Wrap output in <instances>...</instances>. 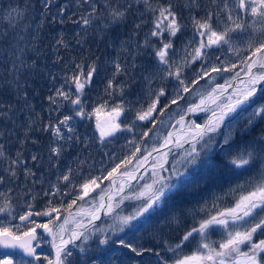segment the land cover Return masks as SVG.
<instances>
[{"label": "snow or ice", "instance_id": "obj_1", "mask_svg": "<svg viewBox=\"0 0 264 264\" xmlns=\"http://www.w3.org/2000/svg\"><path fill=\"white\" fill-rule=\"evenodd\" d=\"M39 4L38 12L30 2L23 9L10 5L0 17L7 21L0 25V186H5L0 190V215L17 219L12 192L19 190L27 198L26 211L18 215L19 224H0V247L18 249L29 258H22L19 264H81V260L83 264L97 260L100 264H144L147 254L155 256L157 264H168L157 248L176 252L199 237L197 251L174 264H264V239L257 238L264 235V127L257 122H264V0H75L63 5L57 0H39ZM37 16L41 18L39 26L35 24ZM69 16L76 30L72 40L61 31L52 44V63L59 68L48 70L50 107L48 117H43L31 103L29 90L38 69L36 57L41 54L39 28L45 19L63 24ZM94 44L110 47L116 55L104 60L92 56ZM86 45L88 57H75ZM225 73L230 77L223 84L207 95L198 92L199 103L188 104L187 94L201 81L212 83ZM98 79L106 97L120 100L108 109L110 119L104 128L97 122L99 143L107 146L119 138L118 133H129L132 138L125 139L132 148L119 162L106 153L112 166L94 175L95 166L88 161L95 138L82 135L76 120H90L102 107L108 108L105 100L100 107L86 111L84 98ZM154 81L160 83L153 87ZM138 83L146 85L147 106L137 107L139 101L124 99ZM181 101L188 106L183 108ZM173 106L183 109V114L176 111L179 119L168 125L173 131L149 149L143 141L158 123H164L159 117L168 114L171 119L169 109ZM200 112L210 113L204 124L188 119ZM242 112L248 115L237 128L236 117ZM138 129L143 130L137 133ZM34 132L45 134L47 141L41 142ZM13 138L19 145L14 153L6 147ZM29 142L37 146L32 151L26 147ZM173 148L181 149V157L166 167ZM150 157L152 183L135 197L143 202L131 215L113 216L119 204L133 198L121 196L113 203L111 186L116 178H126L117 189L123 193L125 183L138 177L135 170L125 169L133 161L136 169L144 168ZM81 172L87 174L79 176ZM165 172L169 175H163ZM200 173L208 178L213 173L247 178L244 185H238L240 194L232 206L221 209L214 205V213L205 212L198 226L186 230L174 248L165 238V230L178 224L186 211L196 215L197 209L180 208L178 214L165 217L147 242L134 244L120 235H127L126 229L139 230L133 221L173 205L184 189L198 183L195 177ZM51 176H55L54 182ZM105 180L108 188L101 187ZM96 189H100V202L79 213L87 222L74 220L71 229L67 216L60 222L64 198L70 201L68 210ZM38 197L47 198L45 207L36 206ZM57 198L60 206L54 202ZM101 212L113 218L107 228L97 224ZM34 217L49 219L38 223ZM38 229L51 237L54 258L37 254ZM216 229L223 230L224 238L214 246L208 237ZM93 237L97 250L107 246L101 252L103 259L89 254ZM73 249L80 253L74 259Z\"/></svg>", "mask_w": 264, "mask_h": 264}, {"label": "trees", "instance_id": "obj_2", "mask_svg": "<svg viewBox=\"0 0 264 264\" xmlns=\"http://www.w3.org/2000/svg\"><path fill=\"white\" fill-rule=\"evenodd\" d=\"M31 3L35 5V8L38 12L40 4L39 0H0V17L3 16V14L9 9V6H19L23 9L24 5L26 3ZM57 2L63 4H74L75 0H57ZM175 2V0H173ZM53 12H55V9H52ZM72 17L69 16L67 20L63 24L57 21L55 23H50L48 20L43 21V26L39 28V40L38 44L41 49V54L36 57L37 63H38V69L35 77L33 78L32 82L29 85L30 90V99L31 103L34 105L36 111L40 113L43 117H48L49 115V105L47 102V96L49 95L52 87V83L48 79V70L51 69L55 71L57 68H59V65H53L52 61L55 58V54L52 52V44L54 42L55 37L58 33L61 31L64 32L65 38L72 40L73 36L72 33L74 30H76V26L72 23ZM7 21H3L0 19V25L6 24ZM36 25L41 24V18L37 16L35 20ZM74 42V41H73ZM75 57L79 58L81 55L84 57H88L89 55V49L88 46H85L84 52L80 53L79 51L75 52ZM91 55L92 56H100L101 60H104L106 58L112 57L116 55V52L112 48L105 49L103 44L92 45L91 46ZM227 55H231L230 53ZM65 59H68V55H65ZM234 58V57H233ZM238 62V61H237ZM230 77V74L225 73L224 78L217 77L215 81L212 83H206L205 81H201L199 85L189 94H187V100L188 104L193 103H199L200 97L197 95V93H203L204 95H207L209 91L213 87H215L217 84H223L225 82V79H228ZM137 79L139 80V76H137ZM159 81L153 82V87H155L157 84H159ZM58 86V85H57ZM34 89V92L32 91ZM146 93V85L143 83H138L134 86L132 90V94L125 97L126 100H133V101H139L137 104V107L140 106V104L146 105V101L148 99ZM108 101V108H101L98 113L92 116L90 120H84L80 121L79 119L76 120V124L78 126V131L83 135L87 134L89 137L95 138V144L94 147H90L89 151L91 153V159L88 161V165H94V175H99L100 170L103 168H110L112 166L113 161L109 160L108 155H105L106 153H111L112 156L118 158L115 162H119V159H122L125 155H128L130 152V149L132 148V145L127 144V140L125 137L131 139L132 136L129 133H123V134H117L119 137L118 139L112 140V142H107V146H104L99 143V137H100V130L97 129V122L100 123L101 117H104L106 119H110L109 111L108 109L111 107L113 103H119V98H112V97H106L104 95L103 91V83L98 79L97 83L94 88L87 90V95L84 98V103L86 105V111L91 112L92 109L96 107H100L104 103V101ZM181 105L183 108H186L188 105H184V102L181 101ZM176 111H181L183 114V109H177V106H173L172 109H169V113H171V119L169 118L168 114H165L162 117H159V120L163 121V124L158 123L156 126V129L153 133H150L149 137L146 138L143 143L145 146H147L149 149L151 148L153 143L158 144L161 142V137L166 135L170 130L171 127H169V124H174L175 120L179 119V115H176ZM251 111V108L248 109V112ZM248 112H242L239 116L236 117V121H239V123H236V127L239 128L243 125L244 119L247 117ZM57 115L56 112L52 113V116L55 117ZM132 118V114H128V119L130 120ZM207 116L204 115H198L193 120H196L198 123L202 124L206 120ZM122 120H124V117H121ZM128 121L126 120L125 123ZM260 125V127H264V122L257 121ZM140 123V122H138ZM235 123V122H234ZM150 126V125H149ZM101 128H104L101 125ZM143 129H138L137 133ZM33 136L39 137L41 142L47 141V136L45 134H41L39 132L32 133ZM112 139V138H110ZM136 139L139 140V134H137ZM6 147L9 148L11 152H15L16 149L19 147L18 143L13 140L6 145ZM26 147L29 149V151L34 150L37 146L31 144L30 142L26 145ZM29 153L26 152L25 155H28ZM87 154V153H85ZM181 157V152L177 153L174 158H172L170 167L175 161L179 160ZM136 163L133 161L131 166H134L133 164ZM29 164H31L30 158H29ZM88 165H85V168L88 167ZM130 166V165H129ZM128 166L125 170H130V167ZM177 167H180V165H177ZM189 171H192V169H189ZM86 172H81L79 176L86 175ZM163 175L168 176L169 173L165 172ZM204 178H201V177ZM247 177L241 176L239 178L232 177L230 174H223L220 173H213L211 178H208L206 174L200 173L198 174L195 179L198 181V183H193L188 188L184 189L183 195L181 197L176 198V202L169 206V207H160L156 210V212L152 213V215L142 217L139 221H133L134 224L137 225V228L139 230H128L126 229L127 235L121 233L120 235L124 237V239L131 241L132 243H140V242H147L151 239L152 233L156 231V229L159 227L160 222L164 220L165 217H171L174 213L178 214V210L180 208H184L186 210L188 209H197V214L194 215L190 211H186V214L184 217L181 218L180 222L173 223L171 228L165 230V238L168 239V242L172 244L173 248L175 247V242L179 240L180 236L188 229H190L193 226H198L197 221L205 214V212H213L216 210V208H226L230 207L235 203V200L240 194V191L237 190L238 185L242 186L244 185V181ZM50 179L54 182L55 176H51ZM79 179V177H78ZM105 183V181L103 182ZM40 185H37V189H39ZM5 186H0V190H4ZM242 190V189H241ZM19 195V199H16V197ZM12 196L14 198L13 207L15 209V212L13 215L17 216V219H12L11 216H8L7 214L0 215V224H6L8 221H12L13 224H19L18 223V215L22 214L24 211H26V197L23 196L22 193L19 192V190H16L12 192ZM47 198H41L38 197L34 203L38 208L45 207V200ZM86 200V198H85ZM57 206L61 205V200L57 198L54 201ZM70 201L68 198H64L63 200V207L61 209L62 215L61 219L65 217V215L71 211L73 208H77L80 205H82L85 201H78L76 205H74L71 209L65 210L67 208V203ZM143 201L140 202H134L129 207H127L125 210H123L122 213L119 215H131L135 211H137L138 207L141 205ZM214 205L216 208H214ZM257 212H260L259 209H257ZM38 223L40 222H46L48 219L46 217H34ZM113 220H105L100 224V227L107 228L108 225L112 224ZM209 238V237H208ZM224 238V235H222V238H220V241ZM258 239H264V235H257ZM115 239V237H113ZM212 239V238H211ZM209 240L211 243L213 241ZM95 237H93V241L90 243L92 244V250L89 253L90 255H95L97 257H101V252L106 249L107 246H99V250H97L95 243H94ZM199 237L191 243H186L185 246L182 249L177 250L176 252L173 251H167V249H160L157 248L158 251H162V253L165 255V257L168 259V264H174L175 259L174 256L178 255L179 252L189 251V255H192L197 249L195 246L198 244ZM79 250V249H77ZM122 251V250H121ZM80 255L79 251L73 253V259ZM187 255V256H189ZM3 258L2 253L0 252V262ZM103 259V257H101ZM83 261H81L82 263ZM37 264V263H33ZM40 264H46L45 262H40ZM93 264H100V261H93ZM144 264H157V259L155 256L151 254H147L144 257Z\"/></svg>", "mask_w": 264, "mask_h": 264}, {"label": "rangeland", "instance_id": "obj_3", "mask_svg": "<svg viewBox=\"0 0 264 264\" xmlns=\"http://www.w3.org/2000/svg\"><path fill=\"white\" fill-rule=\"evenodd\" d=\"M242 75H243V74H242ZM214 106H215V105H212V107H214ZM203 113H204V112H203ZM205 114H206V112H205ZM108 120H109V119H106V118H104V117H101V119H100V123H101V125H102L103 127H105L106 122H107ZM179 130H180V126L177 125V126H176V132L179 131ZM170 131H173V129L171 128ZM187 147H188V145L185 144V148H187ZM176 151L180 152L181 149H177ZM176 151H175V152H176ZM175 152H174V153H175ZM174 153H173V155H174ZM133 165H135V163H134ZM129 167H130V169H133L135 166H131V165H130ZM116 179H118V180H116V181H115V184L111 186V190L114 189V188H117L119 182L122 181V179H124V178H121V177L119 178V177H117ZM119 179H121V180H119ZM152 179H153V177H152V172L150 171V172L147 174V176H146L145 178H142V179L137 183L138 186L135 188V190H133V191H131V192L126 193L125 195H123V196H131V197H133V198H132V199H126V200L123 201L122 204H119V206L116 208V211L113 213V216L122 213L123 210H125L127 207H129L132 203L142 201V199H136L135 197H136V195H137L138 193L144 191V186H145L146 184H151V183H152ZM108 184H109V183H108ZM101 187H102V186H101ZM107 188H108V186H107ZM94 192H95V193H94ZM93 193H94V195H92ZM99 194H100V189H96L95 191H93V192L90 193V195H92V197H91V199L89 200L88 205L82 207V209H83L85 212H87V211L93 209V206H94L95 204H98V203L100 202V200H99ZM90 195L88 196V198L90 197ZM117 202H118V201H117ZM117 202H116V203H117ZM80 212H81V211H80ZM80 212H76V214L74 213V214H71V215L67 216V217L69 218V224L67 225L68 228L75 227L74 220H81V219H83V220L86 221V218H85L84 216L79 215ZM109 218L111 219L112 216H109ZM8 224H9L10 226L13 225V224H11V223H8ZM213 233H214V234L216 233L217 236H219V237H222V235H224L222 229H216ZM211 236H212V235H211ZM211 236H210V238H211ZM218 239H220V238H218ZM218 239H217V240H218ZM219 242H220V240L217 241V242H216L215 244H213V245L215 246V245L218 244ZM242 250H247V249L245 248V249H242ZM185 253H186V252H185ZM185 253H182L177 259L189 255V254H185ZM189 256H190V255H189Z\"/></svg>", "mask_w": 264, "mask_h": 264}, {"label": "water", "instance_id": "obj_4", "mask_svg": "<svg viewBox=\"0 0 264 264\" xmlns=\"http://www.w3.org/2000/svg\"><path fill=\"white\" fill-rule=\"evenodd\" d=\"M144 171V169H141L139 172H138V178L141 176V174H142V172ZM102 216H104L103 215V213H102ZM98 222V221H97ZM3 251H10V250H12V249H5V248H2V247H0ZM14 251H20V250H14Z\"/></svg>", "mask_w": 264, "mask_h": 264}, {"label": "bare ground", "instance_id": "obj_5", "mask_svg": "<svg viewBox=\"0 0 264 264\" xmlns=\"http://www.w3.org/2000/svg\"><path fill=\"white\" fill-rule=\"evenodd\" d=\"M165 151H167V149H165ZM126 181V178L125 180L123 181V183ZM130 181H127V183H125V185H127Z\"/></svg>", "mask_w": 264, "mask_h": 264}]
</instances>
